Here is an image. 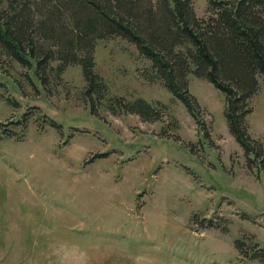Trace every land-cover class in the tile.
<instances>
[{"label":"rangeland","instance_id":"obj_1","mask_svg":"<svg viewBox=\"0 0 264 264\" xmlns=\"http://www.w3.org/2000/svg\"><path fill=\"white\" fill-rule=\"evenodd\" d=\"M95 58L108 92L94 102L78 64L45 88L0 59V122L17 134L0 140V264H264L249 256L264 252V164L230 133L224 93L190 74L200 128L135 45L100 40ZM259 81L248 122L264 143ZM114 97L163 114L115 113Z\"/></svg>","mask_w":264,"mask_h":264},{"label":"trees","instance_id":"obj_2","mask_svg":"<svg viewBox=\"0 0 264 264\" xmlns=\"http://www.w3.org/2000/svg\"><path fill=\"white\" fill-rule=\"evenodd\" d=\"M207 10L206 17L197 16L193 0H0V59L34 69L45 88L51 78L59 81L68 66L78 64L86 81L84 94L94 102L108 92L96 70V45L120 37L152 62L154 80L159 78L184 103L200 128L205 127L189 91L190 74L223 92L230 133L250 161L253 155L263 165L264 143L252 137L248 117L259 77L264 81V0H208ZM109 106L144 120L163 114L143 99L114 97ZM5 135L17 134L0 122V140ZM236 243L240 249V240ZM261 252L249 256L264 262Z\"/></svg>","mask_w":264,"mask_h":264}]
</instances>
